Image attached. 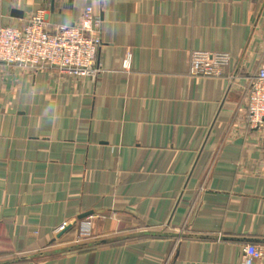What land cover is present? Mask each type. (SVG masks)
Wrapping results in <instances>:
<instances>
[{
	"label": "crops",
	"instance_id": "crops-1",
	"mask_svg": "<svg viewBox=\"0 0 264 264\" xmlns=\"http://www.w3.org/2000/svg\"><path fill=\"white\" fill-rule=\"evenodd\" d=\"M88 4L97 77L0 63V264H241L243 244L264 247L245 108L264 0H0V26L43 10L54 31ZM195 49L229 52L226 74L192 76Z\"/></svg>",
	"mask_w": 264,
	"mask_h": 264
},
{
	"label": "built area",
	"instance_id": "built-area-1",
	"mask_svg": "<svg viewBox=\"0 0 264 264\" xmlns=\"http://www.w3.org/2000/svg\"><path fill=\"white\" fill-rule=\"evenodd\" d=\"M103 20L93 5L85 6L80 20L64 24L50 31L43 10L33 12L21 25L0 26V63L35 71L53 69L76 78L97 77L104 71L99 61L102 44ZM227 51L195 49L189 62V73L194 77H221L230 66ZM124 67L131 66V54ZM236 78V74H230ZM245 108L248 126L255 130L264 143V64L248 76L245 90ZM95 214H89L78 228V238L91 235ZM68 226L64 222L55 229L61 232ZM264 256V247L255 243L242 246L241 264H255Z\"/></svg>",
	"mask_w": 264,
	"mask_h": 264
}]
</instances>
